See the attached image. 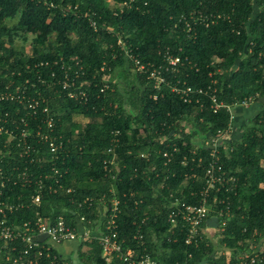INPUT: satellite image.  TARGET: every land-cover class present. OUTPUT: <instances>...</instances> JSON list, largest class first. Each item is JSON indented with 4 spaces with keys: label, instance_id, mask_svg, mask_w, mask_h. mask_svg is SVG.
Here are the masks:
<instances>
[{
    "label": "trees",
    "instance_id": "trees-1",
    "mask_svg": "<svg viewBox=\"0 0 264 264\" xmlns=\"http://www.w3.org/2000/svg\"><path fill=\"white\" fill-rule=\"evenodd\" d=\"M27 42L30 53L25 50ZM125 49L141 63L155 65L163 63L162 54L169 50L184 63L178 71L163 72L168 82L205 87L214 80L217 99L226 104L255 96L253 104L245 107L254 114L243 120L240 134L235 133L219 150V163L235 181L208 196L210 214L217 215L220 208L228 212L220 218L226 224L217 242L184 243L186 229L171 224L167 214L170 194L196 203L211 159L204 141L227 126L229 112L225 108L213 112L207 96L192 95V101L184 102L166 84L154 89L146 72L132 69ZM67 65L74 79L72 89L85 91L86 99L70 98L62 89ZM115 71L120 78H132L121 85ZM105 84L108 88L101 91ZM5 87L12 93L17 88L19 95L0 101V115L8 113L6 128L20 131L27 122L28 142L51 157L47 143L38 144L34 138L36 125L27 109L28 101L39 99L37 119L47 117L42 113L46 107L54 134L63 140L57 157L41 163L20 158L14 149L11 153L3 149L7 174L13 167L26 166L35 175H48L44 187L55 180L59 184L55 192L42 191L39 206L25 204L9 214V223L33 221L35 211L51 222L62 217L71 226L78 215L99 223L97 207L77 203L104 194L107 201L120 200L117 223L124 247L136 245L132 236L140 230L158 264H237L254 230L264 238V105L259 102L264 95V0H0V90ZM119 87H124V93ZM238 108L234 124L245 109ZM76 117L87 121L81 125ZM114 130L119 132L115 164L105 169L103 161L110 159L105 151ZM172 131L178 136L170 139L177 147L171 171L163 170L161 163L156 171H149L153 160L162 162L156 152L169 144H160V139ZM6 138L0 135V147ZM142 151L152 153L146 159L139 156ZM31 185L6 183L3 199L27 200L36 191ZM16 244L22 249L21 242ZM101 253L95 238L81 241L78 264H106ZM44 259L40 264H48ZM64 263L73 264H57Z\"/></svg>",
    "mask_w": 264,
    "mask_h": 264
},
{
    "label": "built area",
    "instance_id": "built-area-1",
    "mask_svg": "<svg viewBox=\"0 0 264 264\" xmlns=\"http://www.w3.org/2000/svg\"><path fill=\"white\" fill-rule=\"evenodd\" d=\"M185 19V16L182 17ZM90 24L94 27L95 22L90 20ZM186 28L190 30L191 24L186 22ZM120 43V41H118ZM125 57L129 59L134 67V71L138 73L146 72L148 79L153 81L154 89H161L162 84L170 86V90L176 93L180 99L184 102L192 101V95L207 96L209 108L213 112H217L221 108H225L229 112V121L225 128L218 129L214 134H210L204 141V146L209 149L210 160L205 167L204 185L200 189L196 203H187L180 200L178 197H173L170 194L171 201L169 205V212L167 214V220L176 225L181 224V227L185 228L184 243L190 245L192 243L197 244L198 241L209 239L213 242L218 241L222 236L226 220L220 218L228 215V212H224L221 208L217 215L210 214L211 206L208 203V196L210 191L224 187L226 184L235 181L234 176L227 175L223 167L219 163V150L233 139L236 127L234 121L236 118L235 109L238 107H248L253 104L255 96H248L241 100H237L232 104H226L223 101H219L216 96V87L213 86L215 81L212 80V84H208L205 87H193L190 85L181 86L180 81L168 82L163 75V72L178 71L179 65H183L184 61L178 56L173 55L169 50H165L163 55V63L158 65L148 63L143 64L133 54L129 53L125 49ZM189 63V62H188ZM190 64V63H189ZM63 69V66L61 67ZM70 65L63 69V78L60 81L62 89L66 91V95L75 99H86L85 91L72 89L74 85V79L70 78L68 70ZM104 71V66L101 67ZM76 73V72H75ZM77 76V74H75ZM54 76V73H52ZM106 81L109 77L104 78ZM5 87L0 90V101L10 100L18 98V89L15 92L7 90ZM107 84L101 88L105 90ZM154 98L155 95H154ZM44 100V99H42ZM198 102V98L195 100ZM40 100L32 98L27 103V109L31 116H33L36 130L34 138L38 140V144L47 143L49 148V157L46 151L41 150L42 147H34L29 141L31 130L28 127L27 122L24 123L23 128L16 131L18 128H6L4 126V119L8 113L0 115V135H7L5 144L0 147V264H40L43 263L42 258L47 261L44 263L57 264L58 262H64L62 258L56 253L53 248L54 245L61 244L66 241H85L90 238H95L102 249L101 256L106 264H112L115 260L119 264H158L157 260L148 252L144 245V234L137 230L132 239L136 243L135 246L124 247V239L119 238L117 218L120 212L119 204L120 200L117 197L110 198L108 201L103 194L99 198H86L78 202V207L86 205L87 208L99 207L103 205L101 212L102 230L100 232H94L92 229V221L87 219L84 215H78L76 218L75 226L68 225L64 218L58 217L55 221L51 222L48 219L39 215L38 211H35V220L24 221L22 223H9L8 215L13 214L15 211L21 209L25 204L39 206L42 191L45 189L48 192H55L58 189V181L55 180L54 184L43 186L42 181L48 178V175L44 172L34 174L33 171L28 170V167H13L7 174L4 169V157L3 149L7 153L13 152L20 158H27L28 162L41 163L45 160H52L57 152L63 147L62 139L60 136L54 134V122L51 116L48 114L47 108L42 109V113H47V117L41 120L37 119V109ZM199 103V102H198ZM202 104H200V109ZM16 131V132H15ZM18 132V133H17ZM177 132H170L167 135H163L160 139V144L168 142L169 148L166 150H157V154L161 156L162 162L153 160V164L149 171H156L159 163L163 170L171 171L170 163L172 155L177 151V147L170 139L177 137ZM58 140V141H57ZM119 142L118 130L111 131L110 146L105 152L110 154V159L103 161L105 169L108 165L115 164V147ZM10 143H13L10 144ZM41 152V154H40ZM152 152H140L139 156L148 159ZM53 155V156H52ZM201 158H199V161ZM181 164H186V158L183 157ZM52 171L57 173V168L52 167ZM109 172L111 171L108 169ZM15 173V174H14ZM144 173V171H143ZM146 173V172H145ZM111 178H115V175H111ZM6 183H12L14 185H20L22 187H31L34 183L36 191L29 195V199H15L13 201H7L3 199ZM19 183V184H18ZM31 185V186H30ZM162 187V185H160ZM59 188H61L59 186ZM69 191V190H68ZM113 193V189L109 190ZM125 194H123V197ZM215 197L213 201H215ZM29 200V201H28ZM137 204V202H135ZM211 216L218 218V225L216 227L209 226L207 224L208 219ZM145 219L141 220V224ZM41 234H45L46 238L42 241L38 240ZM260 233L254 230L252 237L246 242L249 244L248 249L241 252L237 256V264H263L264 263V238L260 237ZM259 236V240H255V236ZM23 244L22 249L17 248L16 242ZM225 255L229 257L230 253L226 250ZM44 259V260H45ZM66 264V263H64Z\"/></svg>",
    "mask_w": 264,
    "mask_h": 264
},
{
    "label": "crops",
    "instance_id": "crops-1",
    "mask_svg": "<svg viewBox=\"0 0 264 264\" xmlns=\"http://www.w3.org/2000/svg\"><path fill=\"white\" fill-rule=\"evenodd\" d=\"M241 108V107H239ZM236 115V113H235ZM102 207L103 205H99V207H97V211H99L100 213L102 212ZM92 229L94 232H100L102 230V225L99 223H94L92 224ZM80 240L77 241H66L63 242L61 244H57L54 245V249L56 251V253L60 256V258H62L65 262L69 261L72 262L73 264H78V246L80 244ZM87 246L82 247V251H86L87 250ZM76 259V261L74 260Z\"/></svg>",
    "mask_w": 264,
    "mask_h": 264
},
{
    "label": "rangeland",
    "instance_id": "rangeland-1",
    "mask_svg": "<svg viewBox=\"0 0 264 264\" xmlns=\"http://www.w3.org/2000/svg\"><path fill=\"white\" fill-rule=\"evenodd\" d=\"M13 22V20H10L9 21V24H11ZM25 50H26V52L27 53H30V47H29V43L27 42V43H25ZM118 75V73H117V71H115V73H114V77L116 78V80H117V82L119 83V84H123V83H125V82H128L129 80H131V78H132V76L131 75H128V78L127 77H124V78H120L119 76H117ZM119 89H120V91L122 92V93H124L123 92V90H124V87H119ZM249 107V106H248ZM243 108H245V107H243ZM247 108V107H246ZM246 108L245 109H242V108H238V109H242V110H240V116H238V117H240V120H236V122H237V124L235 123L234 125H235V127H236V131H235V133L237 134V133H239L240 134V131H241V126L243 125V120L244 119H246V118H249V117H251L253 114H254V112H250V111H248V110H246ZM237 110V109H236ZM76 120L81 124V125H83L86 121H87V119L86 118H82V117H76ZM239 121H240V123H239ZM154 241H155V239H154ZM216 242H217V240H216ZM75 261H76V259H74Z\"/></svg>",
    "mask_w": 264,
    "mask_h": 264
},
{
    "label": "water",
    "instance_id": "water-1",
    "mask_svg": "<svg viewBox=\"0 0 264 264\" xmlns=\"http://www.w3.org/2000/svg\"><path fill=\"white\" fill-rule=\"evenodd\" d=\"M259 102L264 105V95L262 97L259 98ZM207 224L209 226H212V227H216L218 225V218L216 216H211L208 221H207ZM46 238V235L45 234H41L39 237H38V240L42 241Z\"/></svg>",
    "mask_w": 264,
    "mask_h": 264
}]
</instances>
